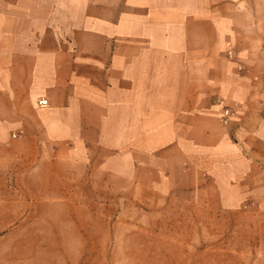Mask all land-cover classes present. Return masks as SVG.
Here are the masks:
<instances>
[{
	"label": "crops",
	"instance_id": "crops-1",
	"mask_svg": "<svg viewBox=\"0 0 264 264\" xmlns=\"http://www.w3.org/2000/svg\"><path fill=\"white\" fill-rule=\"evenodd\" d=\"M3 159L264 207V0H0Z\"/></svg>",
	"mask_w": 264,
	"mask_h": 264
},
{
	"label": "rangeland",
	"instance_id": "rangeland-1",
	"mask_svg": "<svg viewBox=\"0 0 264 264\" xmlns=\"http://www.w3.org/2000/svg\"><path fill=\"white\" fill-rule=\"evenodd\" d=\"M0 264H264V207L3 159Z\"/></svg>",
	"mask_w": 264,
	"mask_h": 264
},
{
	"label": "built area",
	"instance_id": "built-area-1",
	"mask_svg": "<svg viewBox=\"0 0 264 264\" xmlns=\"http://www.w3.org/2000/svg\"><path fill=\"white\" fill-rule=\"evenodd\" d=\"M228 56H232V52H228ZM37 104L40 107L46 106L47 105V100L45 98H41L40 100L37 101ZM230 116V109L229 108H224L222 112V121L227 122L228 117Z\"/></svg>",
	"mask_w": 264,
	"mask_h": 264
}]
</instances>
